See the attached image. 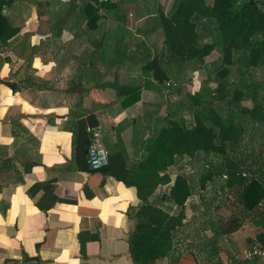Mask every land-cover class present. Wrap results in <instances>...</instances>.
<instances>
[{"label":"crops","instance_id":"obj_1","mask_svg":"<svg viewBox=\"0 0 264 264\" xmlns=\"http://www.w3.org/2000/svg\"><path fill=\"white\" fill-rule=\"evenodd\" d=\"M143 1L125 6L130 36L123 42L114 34L117 23L106 17L97 21L91 37L63 31L54 39L47 14L55 7L66 9L69 0H15L7 9L21 31L0 52V264H133L127 240L137 219L127 212L140 204L136 189L90 168L84 142L96 130L106 149L119 136L129 159H141L145 136L172 114L154 108L167 104L170 90L160 93L151 73L141 69L142 55L152 56L162 42L158 31L137 33L154 16L147 15L149 2ZM121 44L125 51L119 56ZM84 55L85 63L76 60ZM173 75L181 79L183 72ZM113 83L141 86L139 101L122 109L114 90L105 86ZM145 115V135L137 136L135 127ZM75 128L72 150L70 130ZM43 182L52 183L53 190L33 188ZM261 231L255 220L223 237L219 247L226 243L227 258L220 256L222 263L264 244Z\"/></svg>","mask_w":264,"mask_h":264},{"label":"trees","instance_id":"obj_2","mask_svg":"<svg viewBox=\"0 0 264 264\" xmlns=\"http://www.w3.org/2000/svg\"><path fill=\"white\" fill-rule=\"evenodd\" d=\"M14 1L0 0L2 54L21 31L7 14ZM133 1L80 0L77 6L75 0H69L66 9L55 7L48 12L47 23L54 39L60 38L63 31L91 37L98 29L97 21L106 17L117 23L114 34L123 42L130 36L124 25L125 6ZM143 2H149L147 15L154 13V16L137 33L146 36L158 31L162 36L161 46L156 47L152 56L142 55L141 69L151 73L156 83L154 88L160 93L164 90L177 93L176 83L174 88L166 86L168 82L180 80L173 72L204 69L206 74L200 79L198 91L187 94L188 119L181 115L173 118L171 114L162 117V123H155L152 132L145 136L141 159H129L116 137V142L105 149L106 165L98 171L136 189L140 204L127 212L137 219L127 240L133 264H159L171 259L179 234L191 225L189 220L194 224L203 223L204 229L210 232V236L204 235L200 240V252L205 259L223 264L219 258L220 238L230 235L244 222L255 220L264 232V82L242 81L231 88L227 81L232 68L239 77L264 69V0H173L169 7L161 6L159 0ZM101 9L105 10V16L99 15ZM82 23L86 25L83 30ZM124 51L125 44L119 45L118 55ZM214 51L219 53L218 59L206 65V57ZM85 58L84 55L76 60L83 64ZM105 86L114 90L122 109L140 99L142 87L139 85ZM245 101L252 105H243ZM70 133L74 150L78 138L76 128ZM246 138L247 144L258 143L256 150L245 152ZM84 143L87 157L88 136ZM197 162L203 163L200 172L192 168ZM194 174L198 175L196 185L190 181ZM209 185L223 203L232 193L234 200L229 206H234V210L228 218L214 220L207 218L208 210L204 208L201 215L191 213L189 219L187 200L195 192L202 193L199 199L203 205V193ZM33 188L53 190L54 187L43 182ZM192 208L195 210V206ZM260 246L264 248V244ZM80 252L85 260L84 244ZM182 256L172 264L183 261Z\"/></svg>","mask_w":264,"mask_h":264},{"label":"rangeland","instance_id":"obj_3","mask_svg":"<svg viewBox=\"0 0 264 264\" xmlns=\"http://www.w3.org/2000/svg\"><path fill=\"white\" fill-rule=\"evenodd\" d=\"M161 1L166 7H169L173 0H161ZM127 10H129V8H127ZM160 40L161 39L158 37H155L153 39L154 43L156 42L155 44H159ZM217 59H218L217 53L212 52L205 59L206 65L213 63ZM205 74L206 72L204 69L200 70L196 74H193L192 70L190 72L189 71H186V73L184 72L181 79L180 80L178 79V81L175 82L177 83L179 92L177 93L170 92V91L166 92L167 104L164 106H161V105L155 106L154 104V105H151V107L155 106L154 108L159 109V111L161 112H163L164 110L165 112H168L169 110H171L172 112L170 111L168 113H172L171 115L173 116V118H177L179 115H181V117L188 119L189 117H187V106L190 105V101L187 98V94H194L198 91L200 87V79L202 77L204 78ZM227 81H228V84L231 86V88H234L235 87L234 85L242 81H245L250 84L263 83L264 82V69H255L251 71V76L239 77L237 76L235 69L232 68L231 73L229 77L227 78ZM169 83L172 84L169 87L174 88L175 84L172 82H169ZM243 105L251 106L252 103H250V101H245L243 102ZM147 118H148V115H145L144 118H142L141 120V126L135 127V133L137 134V136L145 135V132H144L145 131V120H147ZM118 133L119 131H117L116 136H118ZM253 136H255L254 138L256 139V134L255 135L253 134ZM117 138H119V136ZM257 146H258V143L247 144V138H246V146L244 147V150L246 153H249L252 150H256ZM202 166H203L202 162H197L192 165V168L194 171L200 172L202 171V168H203ZM197 180H198L197 174L190 176V181L192 182L193 185H196ZM201 194L195 192L194 195L191 196L186 202V205H187L186 213L189 219L191 215H193L191 213H195L196 215L197 214L201 215V212L204 211V208L208 210L207 218H211L214 220L217 218L226 219L230 216L231 211L234 210V206H229L230 204L227 205L226 202L223 203L222 201L218 199V196L215 195L214 189H212L210 185L206 188V191H204L203 193L204 199H205L202 202L203 205L200 203V199H199L200 198L199 195ZM192 206H195V210L192 208ZM189 221H190L189 224L191 225L184 228V230L182 229V232L179 234V237L176 241V248H175V251L171 259H165L159 262V264H172L174 260L181 254H184V256H182L184 260L183 261L179 260L180 261L179 264H213L214 263V259L206 260L204 253L200 252V249H201L200 240L204 235L207 237L210 236V232L204 229L205 227L203 223L194 224L195 222H193L192 220H189ZM222 241H223V237L218 240V246H219V243ZM223 246L224 247L222 248L219 247L220 248L219 258L221 256L225 259L226 253H225V249L223 248H225L226 243H224Z\"/></svg>","mask_w":264,"mask_h":264},{"label":"built area","instance_id":"obj_4","mask_svg":"<svg viewBox=\"0 0 264 264\" xmlns=\"http://www.w3.org/2000/svg\"><path fill=\"white\" fill-rule=\"evenodd\" d=\"M197 72H193L196 74ZM169 82L166 83V86H170ZM87 159L90 168L93 170H98L107 163V152L100 141L99 133L96 130H93L92 135L88 140V149H87ZM234 200L232 193H229L224 202L230 204ZM256 259L259 263L264 264V248L259 244H254L251 247L246 248L239 255L235 256L231 264H238L241 261H251Z\"/></svg>","mask_w":264,"mask_h":264}]
</instances>
